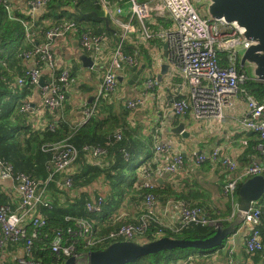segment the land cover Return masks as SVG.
<instances>
[{
  "label": "built area",
  "instance_id": "2783aa9c",
  "mask_svg": "<svg viewBox=\"0 0 264 264\" xmlns=\"http://www.w3.org/2000/svg\"><path fill=\"white\" fill-rule=\"evenodd\" d=\"M115 1L117 0H98L106 14L120 27L121 37L94 96V104L86 106L84 110L85 119L87 120L96 112V105L100 99L116 91L119 83L118 73L123 72L128 67L132 68L138 65L137 57L127 54L123 50V41L133 26L131 22L124 21L122 15L129 13L130 17L137 18L142 23L154 18L151 23H156L157 19H173L176 22V27L173 29L154 32L145 28L143 32L146 40L155 35L162 37L168 46L169 63L179 69L192 86V101L187 99L175 100L172 104L173 111L178 115H184L192 108L197 119L213 118L221 121L223 109L232 105L237 97L242 95L245 97L247 105L246 115L242 123L247 129L256 132L263 140L257 145L260 152L259 157H255L241 173L238 172L239 163L222 154L220 148H214L209 152L204 151L196 155V164L210 161L214 164H220L228 170L223 194L226 199L235 200L237 187L244 180V176L262 175L264 177V101L256 99L242 87L247 81L253 80L239 62V50L248 45L247 41L233 24L224 20H211L203 17L196 8L194 0H122V4L119 5L115 4ZM46 3L47 0L26 1L27 6H30L32 10L42 9ZM7 8L12 15L14 9L9 4H7ZM28 28L27 25V30ZM71 32L79 34L80 43L84 49L93 51L97 57L102 54L104 33L80 32L75 21L63 19L60 23L53 24L48 28L46 42L20 53L24 59L32 61L34 66L25 69V74L16 79L15 85L19 88L40 86L43 67L54 68L56 66L52 47L53 41L64 38ZM223 55L225 61L228 62L226 66L221 64ZM70 83L71 71L67 68L62 69L52 79L46 81L41 89L46 111H50L59 117V114H55V112L61 111L65 107ZM146 84L148 87H152L157 84V81L149 79ZM142 103L141 97L124 101L129 110L137 109ZM30 109L29 102L24 101L21 111L28 113ZM60 120H64L63 117L51 120L48 127L55 130ZM115 136L117 139H121L122 131L119 129ZM53 149L55 152L50 161L52 173L49 180L54 179L58 173H69L79 155L78 149L67 140L54 144ZM170 150V145L161 143L156 145L155 153L168 155ZM82 151L86 153L88 159L89 157H103L107 153V149L98 145H86ZM126 156L128 157V153ZM166 160L165 157L157 166L143 168L142 172L146 180L142 183V187L148 189V192L144 198L146 213L141 216L139 221L125 223L109 233L99 234L95 232L96 228H94L92 221L78 219L77 228L75 230L68 228V233L82 237L84 245L87 247H97L119 238L141 243L146 238L145 232L154 223L175 230H179L190 223L210 225L216 228L221 226L220 219H212L203 208L193 206L185 201L177 203L178 219L176 224L166 225L160 220L156 212L157 194L151 191L157 187L153 177L162 171L170 174L175 173L185 164L182 154L175 155L163 164ZM7 179L14 181L20 202L16 208L9 203L0 205V256L4 244L21 242L24 244L25 252L17 258L16 264H44L34 258L33 247L35 240L40 236V228L47 223V216L41 208L51 207L46 185L40 184L24 172L15 171L14 166L9 161L0 158V184ZM57 183L63 189H70L73 186V178L71 175H67L63 180L59 179ZM103 201L104 197L102 196L94 198L92 202L88 203V209L91 212H100ZM261 201L253 202L247 211H239L236 203V207L230 216V218L235 219L237 215H240L241 223L248 226L245 247L249 254L264 250V241L260 230L264 204ZM113 222H117V220ZM157 236H161V233H158ZM50 247L54 253L67 259L75 257L81 260L86 256L77 253L75 242L68 237L66 238L61 229L55 231ZM172 264H185V262L179 261Z\"/></svg>",
  "mask_w": 264,
  "mask_h": 264
},
{
  "label": "crops",
  "instance_id": "0c3cea01",
  "mask_svg": "<svg viewBox=\"0 0 264 264\" xmlns=\"http://www.w3.org/2000/svg\"><path fill=\"white\" fill-rule=\"evenodd\" d=\"M5 1L12 9H18L26 15L31 14L30 16L34 18L40 17L44 12L42 9H30V6L26 4L27 0ZM122 2V0H117L115 4L119 5ZM197 2L194 0L196 8ZM102 11L105 15L98 16L96 12V14L92 12L104 21L105 28H110L109 32L102 30L99 33H104L105 38L102 43V54L98 57L93 51L84 49L81 46L80 36L77 33L71 32L66 37L53 41L52 47L56 66L54 68L44 66L42 76L46 82L62 69H69L71 71V83L67 91V101L63 110L55 112V114H59V117H56L50 111H46L40 86L29 87V92L24 96L22 102L27 101L31 106L30 111L26 113V124L32 131L42 132L51 120H57L60 117H63L68 124V130L85 123L84 110L86 106L94 104V96L121 37L120 27L104 10ZM29 12L30 14H28ZM122 16L124 21L131 22L133 26L127 38L123 41V50L127 54L136 56L138 65L132 67L136 68L135 70L130 68L124 70L122 72L124 78L122 81L119 80L116 91L113 94L105 95L97 105L101 107L99 111L101 116L106 117L111 113L117 114L120 106H125L124 101L126 99L141 97L143 103L137 109L129 110L126 117L130 134L135 132L138 138L141 139L143 145L149 149V157L146 158L147 149L140 148L142 163H140L137 171L139 179L134 183L133 189L124 195L121 205L109 217L103 220L100 218L95 219L96 221L92 220L94 225L105 227L114 220H117V222L123 220H128V222L139 221L141 216L146 213L144 198L140 195L142 194V183L146 180L142 172L143 168L155 167L166 157L167 160L163 162L165 164L178 154H182L185 160V164L181 169L172 174L162 171L156 173L153 177L158 188L156 212L160 220L166 225L176 224L178 219L177 203L179 201L202 206L210 216H218V213L224 214V212L229 215V210L231 212L236 205H231L223 194V186L228 177V170L223 168L222 165L210 161L196 164V155L204 151L209 152L214 148H220L222 154L235 159L239 163V173L243 172L250 164L249 161H245L244 154L256 141L255 136L257 135L242 123L247 110L245 97L239 95L232 105L225 107L221 121L213 118L197 119L192 108L184 115L176 114L172 109L173 102L177 99H187L191 102L192 86L179 69L169 63L168 56L164 55L165 41L162 37L155 35L146 40L143 36L145 28L154 32L166 31L175 28L176 22L169 18L170 20L157 19L156 23H151L154 18L142 23L139 19L130 17L129 13ZM202 16L208 18L205 13ZM103 17H107L108 20ZM52 23L51 19H41L39 21L32 19V22H25L26 35L21 50H31L38 44L46 42V31L53 25ZM93 24V20L83 19V25L89 29L87 31L92 33H94ZM82 56L86 57V61L82 59ZM7 63L9 73L13 77L10 80L12 82L11 86L8 85L9 89H23L15 85L16 79L22 75L23 70L25 71V69L34 66V63L24 58L20 59L17 53L7 59ZM165 64L168 67L166 72L162 73ZM143 65H145V69L139 78L130 83L132 75ZM149 79L157 81V84L148 87L146 82ZM181 123H184V133L186 135L177 130ZM23 134L25 135V130H23ZM161 143L170 145L171 150L168 155L155 153L156 145ZM125 158H127L126 155ZM89 159H87L88 162L108 167L114 165L116 156L113 151H107L106 156L89 157ZM122 172L125 177L128 175L127 166ZM125 177L122 178V181ZM246 178L250 177L244 176V180ZM38 182L44 184L42 181ZM87 190L91 192V199H94L97 195L106 198L112 192L108 179L100 176L90 186L81 189L73 187L67 193L78 196L81 191ZM263 198L260 199L262 204H264ZM0 200L5 202L9 200L14 208L19 205L20 198L13 180L7 179L0 184ZM48 200L52 204L51 196ZM43 208L45 207H42L41 210L46 215ZM262 224H264V214ZM247 232L248 226L245 224L239 225L229 235L222 247L210 251L194 252L182 261L185 264H264V250L254 254L247 252L245 247ZM147 240L145 238L141 243L147 242ZM24 252L23 243L10 242L4 245L1 256H3V261L12 262L22 256Z\"/></svg>",
  "mask_w": 264,
  "mask_h": 264
},
{
  "label": "trees",
  "instance_id": "16d2710c",
  "mask_svg": "<svg viewBox=\"0 0 264 264\" xmlns=\"http://www.w3.org/2000/svg\"><path fill=\"white\" fill-rule=\"evenodd\" d=\"M7 4L8 3L5 1H0V158L9 161L14 166L15 171L24 172L35 180L44 182L47 193L49 188L50 195L49 193L48 195L49 197L51 196L52 204L51 207L43 208V211L47 215V223L40 228V236L34 242L33 256L44 264H65L68 259L54 253L50 247L57 229L63 230L65 237L75 242L77 253L82 255H87L92 250L105 248L116 240H123L119 238L101 246L87 247L84 245L83 238L69 234L68 228L75 230L77 228L76 223L78 219L92 221L95 219L98 220L99 218L103 220L109 217L111 213L121 205L124 195L129 190L133 189L134 183L139 179L137 171L140 163H142L140 148H143V150L147 149L146 158L149 157V149L143 145V142L138 138L135 132L130 134L126 117L129 109L125 107L126 105L124 107L120 106L117 110V114L111 113L106 117L101 116L99 113L101 107L97 105L98 110L96 109V112L88 118L84 124L76 126L73 129L69 128L70 130L67 129L69 126L64 120L59 121L58 127L55 130H51L48 126L42 132L32 131L29 128L26 124L27 114L23 113L21 108L23 103L22 100L29 92L30 88L25 87L21 90L9 89L12 83L10 80H12L13 77L9 73L10 71L7 63V59L13 57L16 53L20 59L24 58L20 53L23 51L21 49H23L22 45L26 35L25 22H32V19L34 21L51 19L53 21L52 24H57L60 23L62 19H71L76 22L80 32H83L89 30L83 25L84 19L94 21L92 29L95 34H99L102 30L109 32L110 28H105L103 24L104 21L100 20L92 13L96 12L98 16L105 15L98 0H47L46 5L42 8L44 12L37 18L26 15L18 9H14L12 15H10ZM76 4H78V6H76ZM221 64L224 66L228 65L224 55ZM130 69L135 70L136 68ZM21 74L20 76H23L25 71L23 70ZM242 87L256 99L264 101V81L249 80ZM119 129L122 131L121 139H117L115 136ZM23 130H25V135L23 134ZM255 134L257 135L255 136L256 141L252 143L251 148L244 154L245 161H249L248 163H251V161L255 159V156L259 157L260 154L257 145L263 140L259 139L260 136L256 132ZM66 140L78 149V158L70 168L69 173H58L54 179L49 180L50 174L52 173L50 161L55 152L53 145ZM86 145H98L107 149L108 152L113 151L116 156L114 165L104 167L88 162V156L82 151L83 147ZM126 153H128L127 158H125ZM126 166L128 168V175L125 177L122 170ZM67 175H71L73 178L72 188L75 187L79 189L90 186L94 183V180L100 176H104L108 179L112 192L104 198L100 212H91L88 209V203L94 200L93 198L91 199V192L88 190L81 191L78 196H72L67 193L72 188L63 189L58 185L57 181L59 179L63 180ZM124 177L125 179L122 181ZM247 179L248 178L245 180ZM245 180L239 183L235 200H228L231 205H236L238 190ZM151 191L158 194L157 187ZM147 192L148 189L142 187L141 197L145 198ZM98 196L100 195H97V197ZM1 201L3 203H0V205L9 203V200L7 202L4 200H0V202ZM199 207L203 208L202 206ZM233 211L234 209H232L231 212L229 210V215L224 212V214L218 213V216H209L214 220L220 219L221 224L227 226L234 220V218H230ZM263 214L264 212L262 213L261 221H263ZM130 222L132 221H111L105 227L99 226L100 229L98 225L95 224L94 228H96V233L106 234L111 230H116L120 225ZM240 225H242V223ZM263 227L264 224H261L260 230L264 241ZM216 230L217 228L215 226L199 223H190L179 230L154 223L147 229L144 235L148 241L163 236L198 240L211 237L215 234ZM158 233H161V236H157ZM226 241L227 239L221 246L209 250H199L195 248H175L173 250H166L144 256L137 260V262L130 264H172L173 262L187 259L194 252L210 251L220 248ZM16 263L17 261H3V256H0V264Z\"/></svg>",
  "mask_w": 264,
  "mask_h": 264
},
{
  "label": "water",
  "instance_id": "95a60500",
  "mask_svg": "<svg viewBox=\"0 0 264 264\" xmlns=\"http://www.w3.org/2000/svg\"><path fill=\"white\" fill-rule=\"evenodd\" d=\"M197 3L206 7L209 19L224 20L238 29L248 43L239 50L240 66L253 80L264 81V0H198ZM103 18L108 20L107 17ZM164 49V55L168 56L167 43ZM82 59L86 61L85 56H82ZM167 67V64L163 65L162 73L166 72ZM144 69L145 65L132 75L129 82L136 81ZM123 78V73L119 72L118 79L122 81ZM45 84L42 76L40 86ZM177 130L183 134L184 123H181ZM263 196L264 177L255 175L248 178L238 190V210H249L253 202ZM240 224L241 217L237 215L228 226H219L215 234L206 239L190 240L164 236L144 243L130 240L115 241L105 248L92 250L81 260L70 257L65 264H130L144 256L175 248L209 250L221 246Z\"/></svg>",
  "mask_w": 264,
  "mask_h": 264
},
{
  "label": "rangeland",
  "instance_id": "374dc122",
  "mask_svg": "<svg viewBox=\"0 0 264 264\" xmlns=\"http://www.w3.org/2000/svg\"><path fill=\"white\" fill-rule=\"evenodd\" d=\"M197 9H198V11H199V13H200L201 15H202L203 13H205L206 15H208V14H207L206 7L202 6L201 4H198V3H197Z\"/></svg>",
  "mask_w": 264,
  "mask_h": 264
},
{
  "label": "bare ground",
  "instance_id": "6f19581e",
  "mask_svg": "<svg viewBox=\"0 0 264 264\" xmlns=\"http://www.w3.org/2000/svg\"><path fill=\"white\" fill-rule=\"evenodd\" d=\"M43 86H44V85H43ZM43 86H41V89H42Z\"/></svg>",
  "mask_w": 264,
  "mask_h": 264
}]
</instances>
